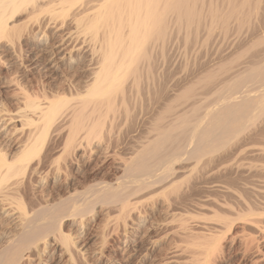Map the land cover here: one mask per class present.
<instances>
[{
  "label": "bare ground",
  "instance_id": "obj_1",
  "mask_svg": "<svg viewBox=\"0 0 264 264\" xmlns=\"http://www.w3.org/2000/svg\"><path fill=\"white\" fill-rule=\"evenodd\" d=\"M0 54L22 75L65 79L1 76L0 264H88L111 236L126 244L109 264L170 237V260L211 264L234 217L262 226L264 190L247 179L264 176V0H0ZM83 58L79 88L66 70ZM92 161L112 180L77 187ZM98 208L108 220L94 231ZM131 221L149 226L129 234Z\"/></svg>",
  "mask_w": 264,
  "mask_h": 264
},
{
  "label": "rangeland",
  "instance_id": "obj_2",
  "mask_svg": "<svg viewBox=\"0 0 264 264\" xmlns=\"http://www.w3.org/2000/svg\"><path fill=\"white\" fill-rule=\"evenodd\" d=\"M27 16H22L21 18L23 19H25ZM73 26L74 25H72V26H70V28L71 29H73ZM82 33H84V35H85V37H87V36H89V34H87L86 35V33L85 32H83L82 30H80V32H79V34H80V36H81V34ZM84 35L82 34V36L84 37ZM84 37V38H85ZM91 37V34H90V36L89 37H87V39H89ZM90 39H92V38H90ZM89 39V40H90ZM178 42L176 41V43H175V48H174V52H177V54H178V56L177 55H175V58H176V56H177V62H176V59H175V66H176V68H182V65H183V63H184V61H183V54H184V46L182 47L181 45H183V44H177ZM181 43V42H180ZM181 46V47H179V46ZM178 46V47H177ZM176 47L177 48H179V49H176ZM87 48H90V47H88V44H87ZM183 48V49H182ZM178 50V51H176V50ZM180 49H181V51H183L182 53H181V51H180ZM180 51V52H179ZM243 51V50H242ZM89 54V53H88ZM174 54H176V53H174ZM1 55V54H0ZM183 56V57H182ZM183 61H180V59ZM83 62V63H82ZM179 62H181L180 64H178ZM1 64V63H0ZM82 64H83V67L84 68H82ZM178 64V65H177ZM87 61H85V59L83 58L82 59V61H81V63L80 64H76L75 66H73L72 68H70V69H67L66 71H67V77H66V79L67 78H69V79H73V81L72 80H69L68 79V82L69 83H71V81H72V83L75 85V86H78L79 87V85H80V87L81 86H83L88 80V73L87 72H85V71H87L86 70V68L88 69V67H87ZM2 66H4V65H2ZM2 66H0V80L2 79V77H6V76H9L10 74V76L9 77H12V78H15V74H19L18 76L16 75V79L17 80H19V81H21L23 84H26V85H29V86H34V87H37V86H40V84L41 85H43V84H45V85H48V86H55V83H57V80H58V83H61L60 81H64L65 79H64V77H52V78H54V79H52L51 77H49V76H45L44 74H38V73H34V74H32V75H28V76H25V75H22V70H17V68H9V67H6V66H4V67H6V68H2ZM177 66H179V67H177ZM79 67V68H78ZM10 70H8V69ZM75 68V69H74ZM82 68V69H81ZM6 69V70H5ZM77 69H79L78 71H80V70H83V69H85L84 70V72H82V73H79L78 71H77ZM69 70V71H68ZM7 71V72H6ZM13 72V73H12ZM14 72H15V74H14ZM17 72V73H16ZM19 72V73H18ZM72 72V73H71ZM4 73V74H3ZM6 73L8 74V75H6ZM10 73V74H9ZM70 73V74H69ZM73 73H75V76H74V74ZM13 74V75H12ZM79 74V75H78ZM81 74V75H80ZM3 75H5V76H3ZM38 75H40V80L42 81V83H41V81H38V79L39 78H37L38 77ZM2 76V77H1ZM34 76H35V80H34ZM69 76V77H68ZM78 76V77H77ZM21 77H23V78H21ZM43 80H42V79ZM53 80V82H52V80ZM57 78V79H56ZM87 78V79H86ZM35 82H34V81ZM60 80V81H59ZM85 80H86V82H85ZM33 81V82H32ZM36 81H38L39 82V84H37L38 82H36ZM50 81V82H49ZM56 81V82H55ZM26 82H28V83H26ZM29 82H31V83H29ZM52 82V83H51ZM67 82V83H68ZM34 83H36V84H34ZM57 83V84H58ZM78 83V84H77ZM81 83V84H80ZM36 85V86H35ZM79 87V88H80ZM8 104L7 105H11L10 104V102H9V100H8V102H7ZM96 161H92V163L90 162L88 165L87 164H85V163H81L82 164V166L84 167H82L81 166V164H80V171H76V172H74V178H75V181H76V183H77V187H80V188H82V186L83 185H85V183H87L88 181H94V179H95V181H98V180H101V181H109L110 179L112 180V174H111V172H109L110 170H109V166H107V165H101V164H99V163H96ZM94 165H96V167L94 166ZM101 167H103V169L101 168ZM88 168V169H87ZM95 169V171L93 170V169ZM101 169V170H100ZM107 169V170H106ZM90 170V171H89ZM92 170L94 171V172H92ZM105 170V171H104ZM108 173H107V172ZM88 172V173H87ZM77 173V174H76ZM87 173V174H86ZM95 173V174H94ZM97 173V174H96ZM104 173H106V175L104 174ZM92 174V175H91ZM77 175V176H76ZM83 175V176H82ZM104 175V176H103ZM253 175V176H252ZM250 177H248V178H252L251 180L252 181H250L249 179H247L248 181H246V182H248V184L250 185V186H252L253 184H255V185H253L254 187L256 186L257 187V189L258 188H260L261 187V189H258V190H262V188H263V190H264V186L263 185H261V182H263L262 184H264V176H263V178H262V175H259V174H257L259 177H255L254 175H256V174H252ZM256 175V176H257ZM86 176V177H85ZM93 176V177H92ZM80 177V178H79ZM85 177V178H84ZM95 177V178H94ZM91 178H94V179H91ZM257 179L258 178V180H255V179ZM260 178V179H259ZM263 180H262V179ZM257 181V182H256ZM252 183V185H251V183ZM258 182H260V183H258ZM44 189L46 190L47 189V186H45L44 187ZM262 193H264V191H261ZM57 193V192H56ZM56 193H54V197L56 198L57 197V195H56ZM230 201V200H229ZM228 201V202H229ZM264 208V205H263V207H262V209ZM100 208H98L95 212L96 213H98V214H94V218H93V220L91 221H89V226H90V228L92 229L93 228V230L94 231H98V230H100L102 227V225H105L106 223H107V220H108V216H107V214H105L106 213V211L105 210H102V211H104V213L102 212V211H100L99 210ZM261 208H259V213H258V217L259 218H261L259 221L261 222V225L263 226H261L262 227V230H261V227L260 228H258L257 229V231H256V228L255 227H253V226H251L250 225V223L247 221L248 219L246 218V219H244L245 217H242V218H236V217H234L232 220H234V221H230L231 222V224L229 225V228H228V226L226 227L227 229H225V234H224V237L226 236L227 237V239H226V237H225V239H223L222 238V243H221V249L222 250H224V251H222L221 252V256L219 255L220 253H218L217 254V256H220V258L218 257V259H217V257L214 259V261H212V263L211 264H255L256 262L255 261H257V263L256 264H258L259 262V264H264V260L262 261L261 259H263L264 258V209L262 210ZM262 210V211H261ZM99 212H101V213H99ZM261 212H263V213H261ZM99 215V216H98ZM154 215V216H153ZM158 213H156V214H152V216H151V219L150 220H158L159 221V219H160V221H162V219H164V217H162L161 215H159ZM104 216L105 217H107V219L106 218H104ZM155 217H157L156 219H154ZM257 217V216H256ZM257 217V218H258ZM256 218V219H257ZM98 219V220H97ZM103 219H105V220H103ZM100 220V221H99ZM236 220V221H235ZM106 221V222H105ZM244 221H247V222H245L246 224H249V225H246L245 223H244ZM102 222H104V223H102ZM92 223V224H91ZM95 224V225H94ZM99 224V226H97V225ZM100 224H102L101 226H100ZM97 228H96V227ZM149 225H146V226H141V225H139V224H137V223H134L133 221H131V223H130V225H129V230H128V228H127V230H128V233L129 234H132V233H134L136 230H138L139 228H143V230H145L147 227H148ZM101 227V228H100ZM99 228V229H98ZM130 228H132V229H130ZM138 228V229H137ZM255 230H254V229ZM96 229H98V230H96ZM245 229V230H244ZM231 230V231H230ZM253 230L255 231V232H257V233H255V232H253ZM258 230H259V232H258ZM161 231H163V229L161 230ZM160 230L159 231H153V232H150L149 233V237L151 238V239H157V237H156V235L155 234H157V236H158V238L163 234V232H161ZM160 232H161V234H160ZM247 232V233H246ZM127 233V232H126ZM127 233V235L126 236H128L129 234ZM160 234V236H159V234ZM248 233H249V235H248ZM262 233V234H261ZM153 234V235H152ZM226 234H228V236L226 235ZM247 236H251V237H253V238H255V236H256V238H255V240H257V242L256 243H254L253 245L254 246H257V247H254L253 246V248H255V251H254V249H253V251L254 252H256V253H254L253 251H251V252H253L252 254H255V255H252L251 253H245L244 251H245V248H240V247H244V246H246V241L248 240V238H247ZM258 236V237H257ZM153 237V238H152ZM250 237V238H251ZM262 237V238H261ZM116 237H114V236H111V239H107V243H106V247L104 246L103 247V250H102V247L100 248V244H98L97 245V247H98V249H99V251L100 252H104L103 254L102 253H98L99 254V256H98V254H93V252L91 253H89V254H87V256H86V258H88V259H86L87 260V263L88 264H109V263H111V261H114V260H116L117 258H119L120 256V252L124 249V247H125V244H126V242H125V239H126V237L125 236H122V238L121 239H119V241H118V239H115ZM171 238H173V237H170L169 238V240H170V242H168L169 240L168 239H163L162 240V242H160V243H158V245L156 246V248H155V250L153 251V253H152V255L148 258V259H140L139 260V258H137V260H136V258H134V259H132L129 263H127V264H136V262H137V264H163V263H161L163 260H166L165 262H164V264H174L175 262H176V264H180V262L179 261H185V259L187 258L185 255V257H183L182 255L181 256H179V258H178V256L176 257V258H178L176 261H175V259H173L174 260V262H173V260H170L169 258H171V255L172 256H174L175 255V252L177 251V250H174V249H176L175 247H172L175 243H176V241H177V239H176V241L174 240L175 238H173V240L175 241H173ZM229 238V239H228ZM244 238L245 239H247L246 241H243L244 240ZM252 239V238H251ZM108 240H109V242H108ZM112 240V241H111ZM121 240H122V242H121ZM168 240V241H167ZM172 240V241H171ZM223 240L225 241V242H223ZM228 240V241H227ZM232 240V241H231ZM261 240H263V242L261 241ZM164 241V242H163ZM227 241V242H226ZM98 242V241H97ZM111 242V243H110ZM244 242H246L245 243V245L243 244ZM261 242V243H260ZM115 243H117V244H115ZM163 243V244H162ZM170 245H169V244ZM225 243V244H224ZM108 244V245H107ZM112 244V245H111ZM165 244V245H164ZM173 244V245H172ZM177 244V243H176ZM175 244V245H176ZM256 244V245H255ZM110 245V246H109ZM166 247V248H168V247H171L170 249L168 248V249H166L164 246ZM168 245V246H167ZM174 245V246H175ZM240 245V246H239ZM113 246V247H112ZM117 248H116V247ZM223 246H224V248H223ZM110 247V248H109ZM120 247V248H119ZM122 247V248H121ZM112 248V249H111ZM174 248V249H173ZM256 248H258L257 250H256ZM101 249V250H100ZM163 249H164V251H163ZM166 249V250H165ZM220 249V250H221ZM241 249V250H240ZM115 250V251H114ZM159 250H162V251H159ZM229 250V251H228ZM258 250H259V252H258ZM98 251V250H97ZM118 251V252H117ZM168 251V252H167ZM170 251V252H169ZM172 251V252H171ZM163 252V253H162ZM166 252H167V254H166ZM220 252V251H219ZM160 254L161 256H162V258H164L165 256H167V258L165 257L164 259H162L161 258V256L159 257V255H157L156 256V254ZM169 253H172L171 255L169 254ZM243 253H245V255L243 254ZM163 254V255H162ZM164 254H166V255H164ZM105 255V257H103ZM170 255V256H169ZM179 255V254H178ZM108 256V257H107ZM110 256V257H109ZM156 258H155V257ZM242 256V257H241ZM263 256V257H262ZM92 257V258H91ZM96 258V260H94L95 258ZM99 257V258H98ZM107 257V258H106ZM115 257V258H114ZM158 257V258H157ZM180 257H183V258H180ZM153 258L154 259H156V261L154 262V260H153ZM241 258V259H240ZM91 261H90V260ZM93 259V260H92ZM110 259V260H109ZM161 259V260H160ZM97 260H98V262H97ZM136 261L135 263H134V261ZM157 260H158V263H157ZM161 262H160V261ZM261 260V261H260ZM106 261V262H105ZM140 261V262H139ZM151 261H153V262H151ZM168 261V262H167ZM173 263H172V262ZM178 261V262H177ZM181 261V262H182ZM183 261V262H184ZM187 261V260H186ZM185 261V262H186ZM90 262V263H89ZM93 262V263H92ZM109 262V263H108ZM160 262V263H159ZM181 264H187V263H181Z\"/></svg>",
  "mask_w": 264,
  "mask_h": 264
}]
</instances>
